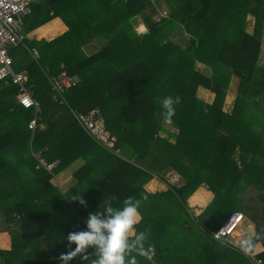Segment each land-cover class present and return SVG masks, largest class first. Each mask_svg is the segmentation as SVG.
<instances>
[{
    "label": "trees",
    "instance_id": "16d2710c",
    "mask_svg": "<svg viewBox=\"0 0 264 264\" xmlns=\"http://www.w3.org/2000/svg\"><path fill=\"white\" fill-rule=\"evenodd\" d=\"M160 4L170 14L158 22ZM55 18L68 30L37 38ZM24 28L29 37L11 54L15 62L22 47L39 51L25 71L41 107L33 133L34 108L0 80V217L12 236L11 249L0 247L2 264H65L60 255L77 247L68 235L87 231L91 214L105 219L107 207L144 194L130 240L150 225L154 255L138 256L139 264H234L237 248L214 234L235 211L254 221V242L264 246V0H39ZM64 70L81 81L58 93L53 78ZM201 87L215 93L212 102L198 96ZM165 96L182 100L170 123L161 115ZM96 109L113 147L76 117ZM37 156L60 162L49 171ZM80 158L66 195L85 203L71 201L77 221H69L49 180ZM154 179L166 186L151 191ZM200 188L213 193L208 216L189 207ZM96 252L88 247L67 264H91ZM255 254L264 258V250Z\"/></svg>",
    "mask_w": 264,
    "mask_h": 264
},
{
    "label": "built area",
    "instance_id": "2783aa9c",
    "mask_svg": "<svg viewBox=\"0 0 264 264\" xmlns=\"http://www.w3.org/2000/svg\"><path fill=\"white\" fill-rule=\"evenodd\" d=\"M37 1L39 0H0V80H11L16 84L19 89V103L26 108H34L36 115L29 122V128L33 130V133L38 126V113L41 103L33 97V93L28 89L29 74L26 71L17 72L14 70L15 62L11 49L19 46L29 37V34L25 33V17L31 14L33 5ZM137 32L140 34L147 32L146 25L140 23ZM32 53L35 58L40 56L39 51L35 48ZM80 81L79 75L71 76L64 70L53 78V89L57 90L58 93H63L66 89L80 83ZM76 117L92 137L108 147L114 146L115 138L106 128L104 118L98 109L91 111L89 114L77 113ZM37 158L39 161L37 167L44 166L49 171H52L60 162V160L46 162L38 156ZM243 219L244 214L242 212L232 214L216 233L223 229L221 239L227 240L238 229ZM245 264H264V258L257 256L252 251L249 254L248 262Z\"/></svg>",
    "mask_w": 264,
    "mask_h": 264
},
{
    "label": "clouds",
    "instance_id": "9594fccd",
    "mask_svg": "<svg viewBox=\"0 0 264 264\" xmlns=\"http://www.w3.org/2000/svg\"><path fill=\"white\" fill-rule=\"evenodd\" d=\"M182 102L180 96H165L161 100V115L166 122H172L176 114V105ZM71 200H79L84 204L81 195H73ZM148 200V195L144 194L142 198L129 197L124 200L123 207L114 210L107 207V218L101 219L97 214H91L88 220V230L68 235V241L77 245L75 251L62 253L59 260L65 262L74 259L78 254L84 252L88 247L97 249L95 259L91 264H139L137 257H151L154 255V245H147L148 236L151 232V226L147 230L138 232L130 240V233L138 224V218L141 217L140 208ZM222 246L226 245V240L221 239L223 229L214 234ZM240 250L245 254H250L256 247L253 238H245L238 245ZM135 252V255L131 253ZM87 259V257H84Z\"/></svg>",
    "mask_w": 264,
    "mask_h": 264
},
{
    "label": "crops",
    "instance_id": "0c3cea01",
    "mask_svg": "<svg viewBox=\"0 0 264 264\" xmlns=\"http://www.w3.org/2000/svg\"><path fill=\"white\" fill-rule=\"evenodd\" d=\"M140 23L145 24L147 27V24L144 21H140ZM66 30H68V26L60 19V18H55L53 21L48 23L47 25L43 26L41 28V31L37 35V38H49L52 39L56 35L64 33ZM203 92V96L201 98L212 102L215 97V93L210 91L209 89L201 87L198 92ZM200 97V96H199ZM153 181L157 183V185H162L161 181L158 180H152L151 185L152 186ZM213 199V193L208 190L207 188H200L198 189L193 195H191L188 199L189 202V207L191 208V212L194 213V215H205L208 216L211 209L209 207L211 200ZM209 211V212H208ZM236 212H242L244 214V219L243 221L239 224L238 229L231 234L232 237L227 239L231 244V246L237 248L234 250L236 252V255H233V263L234 264H240V262L243 260V252L239 248L240 242L245 239V238H255L256 236V227L255 223L252 219H250L247 214H245L243 211H235L232 214ZM204 213V214H203ZM231 214V215H232ZM230 215V217H231ZM140 220V218H138ZM12 228H17L14 224H10ZM7 228V225L3 221V217H0V247L8 250L11 249L12 247V236L9 233V230ZM135 230H133L129 235L132 236L134 235ZM230 235V236H231ZM235 242V244L233 243ZM256 247L253 250L255 253L261 252L264 250V246L261 242H255ZM243 253V254H242ZM245 255V254H244ZM246 256V255H245ZM0 264H2L1 259H0Z\"/></svg>",
    "mask_w": 264,
    "mask_h": 264
},
{
    "label": "rangeland",
    "instance_id": "374dc122",
    "mask_svg": "<svg viewBox=\"0 0 264 264\" xmlns=\"http://www.w3.org/2000/svg\"><path fill=\"white\" fill-rule=\"evenodd\" d=\"M174 4H175V2H174ZM169 14H170V11L167 8V6L165 4H160L157 8V13L155 14V20L159 22L163 19L162 16L168 17ZM254 21H255V18L252 15H250L249 16V30L253 28ZM141 22H142V20H141ZM14 57L16 59L14 67H13L14 70L15 71H25V68H26L27 64L30 62L31 58L33 57V54L30 50L27 51L22 47L21 49L16 50ZM261 61L264 62V46H263V53L261 56ZM198 96H200V97L203 96V92H201V90H200V92H198ZM82 163H84V161L82 158H80L75 163H73L71 166H68V167H65L62 169H58V170L56 169L54 171V175H52V178L49 180V183L52 184L56 188V192H57L56 197L58 199H54L53 196H51V198H53L55 201H57V203L61 207H64V210H62L61 216L65 217L69 221H77L76 213L74 210V209H76V207L74 204L71 203L72 200L70 198V195L69 194L66 195V193L69 192L70 187L75 184L76 181L73 178V172L76 169H78L82 165ZM167 177H168V179H170V181L174 180L175 178L178 179V176L172 171L168 172ZM44 181L47 182V180H45V179H44ZM149 185H151V182H149L147 184V186H149ZM164 185L165 184L157 185V183L155 181H153L152 186H150L149 189L151 191H156L158 189H162L164 187ZM259 192H260V190H259ZM195 230H196V232L201 231V230H198L197 228H195ZM231 237H232V235L229 236L228 238L230 239ZM233 243L235 244V242H233ZM171 247H173V245Z\"/></svg>",
    "mask_w": 264,
    "mask_h": 264
}]
</instances>
